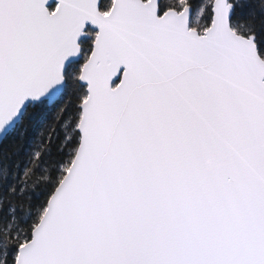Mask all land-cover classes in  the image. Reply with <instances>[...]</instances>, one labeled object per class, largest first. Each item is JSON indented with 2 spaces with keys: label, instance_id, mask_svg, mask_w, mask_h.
Wrapping results in <instances>:
<instances>
[{
  "label": "snow or ice",
  "instance_id": "6c2138e0",
  "mask_svg": "<svg viewBox=\"0 0 264 264\" xmlns=\"http://www.w3.org/2000/svg\"><path fill=\"white\" fill-rule=\"evenodd\" d=\"M0 264H264V0H0Z\"/></svg>",
  "mask_w": 264,
  "mask_h": 264
}]
</instances>
